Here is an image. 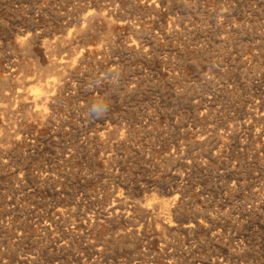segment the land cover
<instances>
[{
	"label": "rangeland",
	"instance_id": "1",
	"mask_svg": "<svg viewBox=\"0 0 264 264\" xmlns=\"http://www.w3.org/2000/svg\"><path fill=\"white\" fill-rule=\"evenodd\" d=\"M0 147V264H264V0H0Z\"/></svg>",
	"mask_w": 264,
	"mask_h": 264
},
{
	"label": "bare ground",
	"instance_id": "2",
	"mask_svg": "<svg viewBox=\"0 0 264 264\" xmlns=\"http://www.w3.org/2000/svg\"><path fill=\"white\" fill-rule=\"evenodd\" d=\"M29 1V0H28ZM17 2V1H16ZM51 2V1H50ZM88 2V1H87ZM151 2V1H150ZM258 2V1H257ZM261 2V1H260ZM103 3V2H102ZM62 4V3H61ZM239 5V4H238ZM21 7V6H20ZM37 8V7H36ZM90 10V9H89ZM86 12V11H85ZM50 13V12H49ZM87 13H88V11H87ZM106 13V12H105ZM84 14V13H83ZM107 14V13H106ZM106 14H105V16H106ZM110 14V13H109ZM29 16V15H28ZM77 17V16H76ZM88 17V16H87ZM104 17V16H103ZM83 18V17H82ZM11 19V18H10ZM87 19V18H86ZM142 20V19H141ZM81 21V20H80ZM18 22V21H17ZM70 22H72V20H70ZM74 22V21H73ZM82 22V21H81ZM84 22V21H83ZM108 23V22H107ZM111 23V22H110ZM234 24V23H233ZM110 25V24H109ZM84 26V28H85V25H83ZM94 26V25H93ZM92 26V27H93ZM111 27V26H110ZM82 29V28H81ZM91 29V28H90ZM141 29V28H140ZM83 30V29H82ZM109 30H110V28H109ZM81 31V30H80ZM157 31V30H156ZM30 32V31H29ZM85 32V31H84ZM27 33H28V31H27ZM19 34V33H18ZM30 34V33H29ZM160 35V34H159ZM32 37V36H31ZM156 37V36H155ZM90 38V37H89ZM57 39V38H56ZM63 39V38H62ZM74 39V38H73ZM205 39V38H204ZM209 39V38H208ZM2 40V39H1ZM135 40V39H134ZM155 40V39H154ZM7 41V40H6ZM66 41V40H65ZM89 41V40H88ZM142 41V40H141ZM261 41V40H260ZM127 42V41H126ZM146 42V41H145ZM155 42V41H154ZM47 43V42H46ZM259 43H261V42H259ZM137 45V44H136ZM27 47V46H26ZM72 47V46H71ZM101 47V46H100ZM46 50V49H45ZM75 51V50H74ZM102 51V50H101ZM46 52V51H45ZM50 52V51H49ZM231 52V51H230ZM53 53V52H52ZM74 54V53H73ZM146 54V53H145ZM155 54V53H154ZM224 54V53H223ZM50 55V54H49ZM53 57V56H52ZM11 59V58H10ZM72 59V58H71ZM82 60V59H81ZM72 61V60H71ZM35 62V61H34ZM60 63V62H59ZM59 63H58V65H59ZM94 63V62H93ZM134 63V62H133ZM236 64V63H235ZM37 65V64H36ZM53 65V64H52ZM67 65V64H66ZM86 65V64H85ZM112 65V64H111ZM120 65V64H119ZM144 66V65H143ZM87 67V66H86ZM226 67V66H225ZM23 68V67H22ZM27 68V67H26ZM194 68V67H193ZM236 69V68H235ZM147 70V69H146ZM223 71V70H222ZM228 71V70H227ZM241 71V70H240ZM118 73H120V72H118ZM241 73H242V71H241ZM142 74V73H141ZM147 74V73H146ZM21 75V74H20ZM68 75V74H67ZM133 75V74H132ZM240 75V74H239ZM28 76V75H27ZM57 76V75H56ZM225 76V75H224ZM60 78V77H59ZM138 78V77H137ZM9 80V79H8ZM134 80V79H133ZM224 80V79H223ZM226 80V79H225ZM234 80V79H233ZM49 82V81H48ZM126 82V81H125ZM131 82V81H130ZM135 82V81H134ZM4 83H6V82H4ZM47 83V82H46ZM60 84H61V82H60ZM232 85V84H231ZM20 86H21V84H20ZM26 86V85H25ZM82 86V85H81ZM229 86V85H228ZM40 87V86H39ZM33 88V87H32ZM134 88V87H133ZM64 89V88H63ZM13 90V89H12ZM18 90V89H17ZM127 90V89H126ZM16 91V90H15ZM44 91V90H43ZM46 91V90H45ZM175 91V90H174ZM254 91V90H253ZM19 92V91H18ZM39 92V91H38ZM130 92V91H129ZM261 92V91H260ZM263 92V91H262ZM40 93V92H39ZM127 93V92H126ZM171 93V92H170ZM18 94V93H17ZM42 94V93H41ZM263 94V93H262ZM164 95V94H163ZM40 96V95H39ZM182 96V95H181ZM208 96V95H207ZM258 96V95H257ZM173 97H174V95H173ZM193 98V97H192ZM9 99V98H8ZM39 100V99H38ZM40 101V100H39ZM51 101V100H50ZM163 101V100H162ZM175 101V100H174ZM35 102H37V101H35ZM59 102V101H58ZM23 103H24V101H23ZM249 103V102H248ZM8 104H10V103H8ZM7 104V105H8ZM11 104L13 105V103L11 102ZM33 104V103H32ZM44 104V103H43ZM206 104V103H205ZM148 105V104H147ZM261 105V104H260ZM207 106V105H206ZM252 106V105H251ZM7 107V106H6ZM261 107H263L262 105H261ZM35 108V107H34ZM56 108V107H55ZM166 108V107H165ZM150 109V108H149ZM168 111V110H167ZM175 111V110H174ZM241 111V110H240ZM161 112V111H160ZM250 112V111H249ZM36 113V112H35ZM171 113V112H170ZM242 113V112H241ZM263 113V112H262ZM164 114V113H163ZM250 114V113H249ZM48 115V114H47ZM165 115V114H164ZM28 116V115H27ZM130 116V115H129ZM171 116V115H170ZM57 117V116H56ZM158 117V116H157ZM172 117V116H171ZM59 118V117H58ZM173 118V117H172ZM100 120V119H99ZM89 121V120H88ZM185 121V120H184ZM187 122V121H186ZM233 122V121H232ZM263 122V121H262ZM56 123V122H55ZM59 123V122H58ZM126 123V122H125ZM185 123V122H184ZM63 124V123H62ZM188 124V123H187ZM235 124V123H234ZM233 124V125H234ZM168 125V124H167ZM205 125V124H204ZM209 125V124H208ZM214 126V125H213ZM229 126V125H228ZM258 126V125H257ZM256 126V127H257ZM210 127V126H209ZM80 130V129H79ZM81 130H83V129H81ZM199 130H201V129H199ZM212 130V129H211ZM223 130H224V128H223ZM227 130V129H226ZM78 131V130H77ZM96 131V130H95ZM198 131V130H197ZM222 131V130H221ZM85 132V131H84ZM131 133V132H130ZM188 133V132H187ZM227 133V132H226ZM217 134V133H216ZM186 135V134H185ZM65 136V135H64ZM231 136V135H230ZM67 138V137H66ZM125 139V138H124ZM213 140V139H212ZM32 141H33V139H32ZM249 141V140H248ZM86 142H88V141H86ZM155 142V141H154ZM187 142V141H186ZM128 143V142H127ZM139 143V142H138ZM205 143V142H204ZM137 144V143H136ZM149 144V143H148ZM167 144V143H166ZM200 144V143H199ZM228 144V143H227ZM63 145V144H62ZM81 145V144H80ZM245 145V144H244ZM46 146V145H45ZM104 146V145H103ZM111 146V145H110ZM223 146V145H222ZM96 147V146H95ZM109 147V146H108ZM1 148V147H0ZM155 148V147H154ZM104 149V148H103ZM264 149V148H263ZM139 150V149H138ZM81 151V150H80ZM107 151V150H106ZM151 151V150H150ZM42 152V151H41ZM118 152V151H117ZM174 152V151H173ZM94 153V152H93ZM150 153H152V152H150ZM187 153V152H186ZM63 154V153H62ZM181 154V153H180ZM70 155V154H69ZM108 155H110V154H108ZM71 156V155H70ZM69 156V157H70ZM30 157V156H29ZM59 157V156H58ZM217 157V156H216ZM126 159V158H125ZM138 159V158H137ZM61 160V159H60ZM63 160V159H62ZM188 160V159H187ZM18 161H19V159H18ZM3 162V161H2ZM61 162V161H60ZM187 162V161H186ZM7 163V162H6ZM185 163V162H184ZM189 164V163H188ZM218 164V163H217ZM184 165V164H183ZM6 167V166H5ZM72 169V168H71ZM112 169V168H111ZM68 170V169H67ZM73 170V169H72ZM192 170V169H191ZM121 171V170H120ZM250 171V170H249ZM186 176V175H185ZM226 176V175H225ZM29 177V176H28ZM184 177V176H183ZM246 177V176H245ZM225 178V177H224ZM79 179V178H78ZM217 179V178H216ZM224 180V179H223ZM259 181V180H258ZM105 182V181H104ZM224 182H226V181H224ZM166 183V182H165ZM21 184V183H20ZM111 184V183H110ZM155 184V183H154ZM163 184H164V182H163ZM162 184V185H163ZM42 186V185H41ZM167 186V185H166ZM139 187V186H138ZM80 188V187H79ZM166 188V187H165ZM255 188V187H254ZM256 189V188H255ZM97 190V189H96ZM256 191V190H255ZM21 192V191H20ZM78 192V191H77ZM165 193V192H164ZM105 194V193H104ZM147 194V193H146ZM175 194V193H174ZM253 194V193H252ZM119 195V194H118ZM178 195V194H177ZM115 196V195H114ZM121 197V196H120ZM127 197V196H126ZM171 197V196H170ZM81 198V197H80ZM146 198V197H145ZM175 198V197H174ZM173 198V199H174ZM63 199V198H62ZM117 199V198H116ZM152 199V198H151ZM165 199V198H164ZM251 199V198H250ZM29 200V199H28ZM140 200V199H139ZM62 201V200H61ZM114 201V200H113ZM115 201H118V199L117 200H115ZM120 201H121V199H120ZM120 201H118L117 203L115 202L114 204H113V206H112V211L110 212V214H116V213H118V212H120V211H122V210H124L123 209V202H120ZM137 202V201H136ZM79 204V203H78ZM108 204V203H107ZM149 204V203H148ZM163 206H165V205H163ZM237 206V205H236ZM68 207V206H67ZM141 207V206H140ZM22 208V207H21ZM262 208V207H261ZM127 209V208H126ZM255 209V208H254ZM145 210L147 211V212H153L154 210H155V207L154 206H149V205H146L145 206ZM161 210V209H160ZM174 210V209H173ZM108 211V210H107ZM126 211V210H125ZM134 211V210H133ZM262 211V210H261ZM58 212V211H57ZM106 212V211H105ZM109 212V211H108ZM161 212V211H160ZM245 212V211H244ZM28 213V212H27ZM94 213H95V211H94ZM100 213V212H99ZM122 213V212H121ZM128 213V212H127ZM59 214V213H58ZM89 214V213H88ZM96 214H98V213H96ZM137 214V213H136ZM145 214V213H144ZM147 214V213H146ZM145 214V215H146ZM149 214V213H148ZM154 215H155V213H153ZM169 214V213H168ZM239 214V213H238ZM245 214V213H244ZM86 215V214H85ZM101 215V214H100ZM151 215V214H150ZM263 215V214H262ZM95 215H93V217H94ZM108 216V215H107ZM110 216V215H109ZM113 216V215H112ZM112 216H110V217H112ZM133 216H135V215H133ZM147 216V215H146ZM158 216V215H157ZM164 216H165V214H164ZM205 216V215H204ZM60 217V216H59ZM62 217V216H61ZM92 217V218H93ZM96 217V216H95ZM106 217V216H105ZM148 217V216H147ZM151 217V216H150ZM68 218V217H67ZM87 218H88V216H87ZM86 218V219H87ZM109 218V217H108ZM17 219V218H16ZM63 219V218H62ZM85 219V218H84ZM107 219V218H106ZM112 219V218H111ZM113 219H115V218H113ZM142 219H143V217H142ZM150 219V218H149ZM159 219V218H158ZM161 219V218H160ZM162 219H163V217H162ZM60 220V219H59ZM58 220V221H59ZM81 220V219H80ZM93 220V219H92ZM156 220V219H155ZM171 220H172V218H171ZM208 220V219H207ZM55 221V220H54ZM63 221V220H62ZM90 221V220H89ZM116 221V220H115ZM131 221V220H130ZM133 221H135L134 219H133ZM47 222V221H46ZM66 222V221H65ZM92 222V221H91ZM132 222V221H131ZM177 222V221H176ZM35 223V222H34ZM78 223V222H77ZM172 223V222H171ZM181 223V222H180ZM190 223V222H189ZM195 223V222H194ZM210 223V222H209ZM243 223V222H242ZM261 223V222H260ZM47 224V223H46ZM59 224H60V222H59ZM62 224V223H61ZM114 224V223H113ZM142 224V223H141ZM201 224V223H200ZM47 225H50V224H47ZM46 225V226H47ZM93 225V224H92ZM129 225V224H128ZM170 225V224H169ZM185 225V224H184ZM171 226V225H170ZM192 226H193V223H190V224H186L185 225V228L186 229H189V230H191L192 229ZM201 226V225H200ZM251 226V225H250ZM18 227V226H17ZM57 227V226H56ZM140 227V226H139ZM209 227V226H208ZM6 228V227H5ZM135 228V227H134ZM166 228V227H165ZM184 228V229H185ZM194 228V227H193ZM200 228V227H199ZM224 228V227H223ZM18 229V228H17ZM52 229V228H51ZM70 229V228H69ZM182 229H183V226H182ZM169 229H167V231H168ZM126 231V230H125ZM186 231V230H185ZM193 231H194V229H193ZM130 232V231H129ZM71 233V232H70ZM69 233V234H70ZM179 233V232H178ZM217 233V232H216ZM1 234V233H0ZM134 234V233H133ZM140 234V233H139ZM249 234V233H248ZM130 235V234H129ZM135 235V234H134ZM47 236V235H46ZM124 236V235H123ZM137 236V235H136ZM155 236V235H154ZM168 236V235H167ZM82 237V236H81ZM112 237V236H111ZM77 238V237H76ZM244 238V237H243ZM187 239H189V238H187ZM211 239V238H210ZM64 240V239H63ZM167 240V239H166ZM243 240V239H242ZM148 241V240H147ZM202 241V240H201ZM233 241V240H232ZM2 242V241H1ZM125 242V241H124ZM211 242V241H210ZM236 242V241H235ZM177 243V242H176ZM241 244V243H240ZM207 246V245H206ZM233 246H234V244H233ZM101 247V246H100ZM242 247V246H241ZM255 247V246H254ZM92 248V247H91ZM99 248V247H98ZM149 249V248H148ZM238 249V248H237ZM6 250V249H5ZM99 250H101V249H99ZM111 250V249H110ZM117 250V249H116ZM170 250V249H169ZM235 250V249H234ZM94 251V250H93ZM151 251V250H150ZM211 251V250H210ZM92 252V251H91ZM154 252V251H153ZM232 252V251H231ZM99 253V252H98ZM109 253V252H108ZM135 253V252H134ZM173 253V252H172ZM225 253V252H224ZM13 254H14V252H13ZM33 254V253H32ZM196 254V253H195ZM256 254V253H255ZM139 255V254H138ZM156 255V254H155ZM171 255V254H170ZM27 256V255H26ZM77 256V255H76ZM18 257V256H17ZM229 257V256H228ZM236 257H237V255H236ZM24 258V257H23ZM133 258V257H132ZM157 258V257H156ZM214 258V257H213ZM139 259V258H138ZM172 259V258H171ZM203 259V258H202ZM132 260V259H131ZM217 260V259H216ZM250 260V259H249ZM20 261V260H19ZM35 262V261H34ZM113 262V261H112ZM171 262V261H170ZM173 262H175V261H173ZM207 262V261H206ZM212 262V261H211ZM217 262V261H216ZM58 263V262H57ZM42 264V263H41ZM114 264V263H113ZM122 264V263H121ZM136 264H137V262H136ZM211 264V263H210ZM213 264V263H212ZM261 264V263H260Z\"/></svg>",
	"mask_w": 264,
	"mask_h": 264
}]
</instances>
